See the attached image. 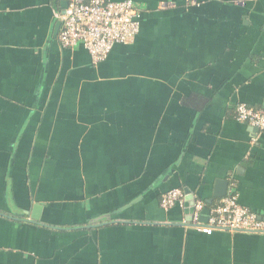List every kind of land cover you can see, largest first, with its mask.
Segmentation results:
<instances>
[{
	"label": "crops",
	"instance_id": "obj_1",
	"mask_svg": "<svg viewBox=\"0 0 264 264\" xmlns=\"http://www.w3.org/2000/svg\"><path fill=\"white\" fill-rule=\"evenodd\" d=\"M65 1L0 0V264H264V233L160 207L232 190L264 220V130L235 113L264 110V0H131L99 63L60 45Z\"/></svg>",
	"mask_w": 264,
	"mask_h": 264
},
{
	"label": "built area",
	"instance_id": "obj_2",
	"mask_svg": "<svg viewBox=\"0 0 264 264\" xmlns=\"http://www.w3.org/2000/svg\"><path fill=\"white\" fill-rule=\"evenodd\" d=\"M58 19L60 45L64 48L83 46L93 63L103 61L115 45L129 42L140 28V13L131 0H67V8L62 15H58ZM235 113L238 121L264 130V110L239 103ZM174 206H184V195L180 189L170 190L160 199L162 209L169 210ZM204 207L201 201L194 204L191 223L197 228L264 233V220L241 206L232 190L209 207L207 222L202 223L199 217Z\"/></svg>",
	"mask_w": 264,
	"mask_h": 264
},
{
	"label": "water",
	"instance_id": "obj_3",
	"mask_svg": "<svg viewBox=\"0 0 264 264\" xmlns=\"http://www.w3.org/2000/svg\"><path fill=\"white\" fill-rule=\"evenodd\" d=\"M67 8V2L65 1L63 4H62V9L63 11H65V9ZM64 13V12H63ZM60 26V22L57 24L56 26V30L57 28ZM257 129V128H256ZM220 184V183H218ZM226 186V183H222L221 182V186L218 188L217 190V193L213 195V197H217V198H220L223 196V194L225 192H223V189L225 188ZM194 204H195V199H194V196L192 195V193L187 190V189H184V215H185V220L187 222H191L192 221V216H193V213H194ZM212 204V201H209L208 202V206ZM208 206H205L203 208V210L201 211V214H200V217H199V221L202 222V223H205L207 222V219H208V215H209V207ZM110 218V216H104V217H100L96 220H93L94 222H103V221H106Z\"/></svg>",
	"mask_w": 264,
	"mask_h": 264
},
{
	"label": "trees",
	"instance_id": "obj_4",
	"mask_svg": "<svg viewBox=\"0 0 264 264\" xmlns=\"http://www.w3.org/2000/svg\"><path fill=\"white\" fill-rule=\"evenodd\" d=\"M218 202H216V203H212L211 205H207L208 207H212V206H214L215 204H217Z\"/></svg>",
	"mask_w": 264,
	"mask_h": 264
}]
</instances>
